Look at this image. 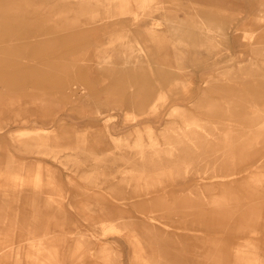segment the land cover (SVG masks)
Segmentation results:
<instances>
[{
	"label": "rangeland",
	"instance_id": "obj_1",
	"mask_svg": "<svg viewBox=\"0 0 264 264\" xmlns=\"http://www.w3.org/2000/svg\"><path fill=\"white\" fill-rule=\"evenodd\" d=\"M0 264H264V0H0Z\"/></svg>",
	"mask_w": 264,
	"mask_h": 264
},
{
	"label": "bare ground",
	"instance_id": "obj_2",
	"mask_svg": "<svg viewBox=\"0 0 264 264\" xmlns=\"http://www.w3.org/2000/svg\"><path fill=\"white\" fill-rule=\"evenodd\" d=\"M148 7V6H147ZM146 7V8H147ZM154 9H156V10H162L163 9V5H162V3H158L157 4V2H156V5H155V8ZM145 10V9H144ZM147 11V10H146ZM213 79V78H212ZM213 83V81H209V82H207V85L208 86H210V84H212ZM226 89H233L232 91H235V92H237L239 89H235V88H233V87H230V86H228V88H226ZM225 89V90H226ZM224 90V91H225ZM247 93H252L250 90L247 92ZM214 99V98H213ZM254 101H256V100H254ZM210 110H212V112H210V113H208V114H210V116L211 115H216L217 114V112H220V111H218V110H216L215 109V107H213V108H211ZM206 113V112H205ZM207 114V113H206ZM225 114H229V113H225ZM262 121H257L256 123H254V124H252L251 126H257V125H259L260 123H261ZM261 126H262V124H261ZM252 130V129H251ZM250 130V131H251ZM220 166H222V164H220ZM233 176L234 175H236L235 173L234 174H232Z\"/></svg>",
	"mask_w": 264,
	"mask_h": 264
}]
</instances>
